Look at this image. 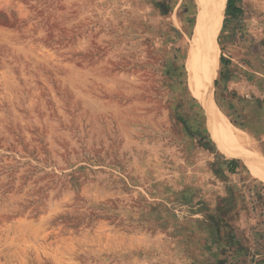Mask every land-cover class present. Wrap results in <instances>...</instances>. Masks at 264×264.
Wrapping results in <instances>:
<instances>
[{"label":"rangeland","instance_id":"1","mask_svg":"<svg viewBox=\"0 0 264 264\" xmlns=\"http://www.w3.org/2000/svg\"><path fill=\"white\" fill-rule=\"evenodd\" d=\"M196 14L0 0V264H264V181L189 89ZM249 15L222 16L212 98L264 156V0Z\"/></svg>","mask_w":264,"mask_h":264},{"label":"bare ground","instance_id":"2","mask_svg":"<svg viewBox=\"0 0 264 264\" xmlns=\"http://www.w3.org/2000/svg\"><path fill=\"white\" fill-rule=\"evenodd\" d=\"M196 21L187 50L189 89L206 109L210 131L216 142L234 150L252 175L264 181V156L255 143L224 118L212 98L216 68V34L221 26L227 0H195Z\"/></svg>","mask_w":264,"mask_h":264},{"label":"trees","instance_id":"3","mask_svg":"<svg viewBox=\"0 0 264 264\" xmlns=\"http://www.w3.org/2000/svg\"><path fill=\"white\" fill-rule=\"evenodd\" d=\"M226 14H231V15H240L241 14V8L238 6L234 5V0H227L226 2V9H225ZM224 27V26H223ZM219 64L221 65H228L229 61H227L222 55L219 57ZM214 85L216 86L217 83L214 81ZM239 161H236L235 159H232L228 162V167L230 168V172L233 173L234 170L236 169ZM264 184V183H263ZM236 262V264H246L245 260H239L236 258H233ZM240 262V263H239Z\"/></svg>","mask_w":264,"mask_h":264},{"label":"crops","instance_id":"4","mask_svg":"<svg viewBox=\"0 0 264 264\" xmlns=\"http://www.w3.org/2000/svg\"><path fill=\"white\" fill-rule=\"evenodd\" d=\"M243 11H250V15L247 20H245L248 24L254 25V0H246V4L239 6ZM238 48V47H237ZM241 46L239 47V49ZM237 50V49H236ZM243 50V49H242ZM232 57L226 56L227 60H232ZM224 86V85H223Z\"/></svg>","mask_w":264,"mask_h":264}]
</instances>
